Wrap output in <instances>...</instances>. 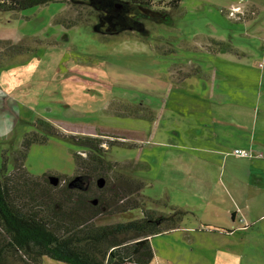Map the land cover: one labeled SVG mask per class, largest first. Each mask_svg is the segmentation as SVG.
Instances as JSON below:
<instances>
[{
	"label": "rangeland",
	"instance_id": "rangeland-1",
	"mask_svg": "<svg viewBox=\"0 0 264 264\" xmlns=\"http://www.w3.org/2000/svg\"><path fill=\"white\" fill-rule=\"evenodd\" d=\"M140 9L144 32L115 34L101 32L99 16L69 0L0 11V157L7 150L11 172L12 151L38 132L47 139L30 145L27 170L70 177L78 147L48 133L44 121L98 136L117 171L145 184L134 195L140 207L106 211L99 224L159 216L168 201L194 215L182 223L190 228L151 238L159 264H264V0H181L176 7L153 0ZM87 18L90 25L64 23ZM9 40L30 49L2 53ZM220 41L232 55L206 53ZM226 83L245 89L213 93ZM195 88H209L204 97L223 102L222 111L207 107L199 116ZM233 127L243 138L256 136L246 148L252 156L242 158L259 182L232 170ZM42 264L69 263L44 256Z\"/></svg>",
	"mask_w": 264,
	"mask_h": 264
},
{
	"label": "trees",
	"instance_id": "trees-1",
	"mask_svg": "<svg viewBox=\"0 0 264 264\" xmlns=\"http://www.w3.org/2000/svg\"><path fill=\"white\" fill-rule=\"evenodd\" d=\"M67 1L0 0V11L18 12ZM69 1L85 4L89 16L97 15L101 6L113 3L112 0ZM133 1L148 6L153 0ZM171 5L176 7L179 4L172 1ZM64 23L67 27L90 25L88 18ZM1 43L5 54L13 55L30 49L25 42L9 40ZM222 44L223 41L218 42L214 53L223 51ZM125 109L129 110L126 106ZM44 122L48 133L62 136L77 145L75 173L70 177L56 173L30 174L25 166L28 149L33 142L47 139L38 132L27 133L20 147L12 151L11 172L8 171L7 150L2 152L0 264H42L44 256L69 264H154L151 237L179 228L194 213L166 201L169 211L159 216L146 212L139 218L99 224L97 219L106 211L123 212L140 207L134 195L143 191V180L134 178L135 184L132 178L118 172L117 162L106 157L107 149L98 136L66 133L54 124ZM146 168L150 166L146 164ZM51 177H57V184L52 183ZM100 178H104L103 185L99 183Z\"/></svg>",
	"mask_w": 264,
	"mask_h": 264
},
{
	"label": "crops",
	"instance_id": "crops-1",
	"mask_svg": "<svg viewBox=\"0 0 264 264\" xmlns=\"http://www.w3.org/2000/svg\"><path fill=\"white\" fill-rule=\"evenodd\" d=\"M202 52V51H201ZM204 52V51H203ZM207 54H210V55H218V54H227V55H224L225 57L226 56H228V55H232L231 53H227V52H223V51H221V52H217V53H212V52H206ZM225 85H227V83L226 84H224V85H221V84H219V87L218 88H212V90H213V93H214V91L215 90H218L219 92H221V93H229V92H236V91H239V92H241V91H243L245 88H227V87H225ZM208 89L209 88H201V92H198L197 90H200V89H197V88H195V98H196V103H195V105H194V109L195 110H198V112H200V113H198L199 114V116H200V114H209V112H207V107H209L210 108V110H214L215 111V113H217V111L218 110H221L222 111V109L223 108H221V106H222V104H223V102H218V101H215L214 99H212V98H209L208 96H205L204 97V95H206L205 94V92L206 91H208ZM203 90H205V91H203ZM243 97V96H242ZM221 108V109H220ZM202 110V111H201ZM238 110L239 111H242V109L241 108H238ZM260 111V110H259ZM219 112V111H218ZM220 113V112H219ZM240 125H243L242 123L241 124H239V126ZM263 125H264V120H263ZM255 128H257V124H256V127ZM233 130H234V132L236 133V136H237V141H235V143H234V145H233V148H253L254 147V143H255V137L256 136H254V138H252V140H250L251 138H243V136L244 135H242L243 133H244V130L242 129V128H235V127H233ZM254 130V129H253ZM263 131H264V129H262ZM255 131H256V129H255ZM198 132H201V128L200 129H198ZM255 134H256V132H255ZM241 138V139H240ZM243 138V139H242ZM221 152V154H223V155H227L228 154V152H231V151H228V150H222V151H220ZM230 156H234L233 154H232V152H231V154H229V155H227V159L230 157ZM185 158H187V159H189L190 158V154H186L185 156H184ZM225 156H222V158H224ZM234 157H236L237 159L234 161V163H235V167H233V171H235V172H238L239 174H244L247 178H248V181L249 182H259L260 180H259V178H258V176L257 175H254L253 173H252V170H251V168H250V164L248 163V162H246V161H248V160H245L244 158H242V157H238V156H234ZM248 169V170H247ZM251 174H253V175H251ZM256 174V173H255ZM261 179H263V181H261L262 183H264V177L263 178H261ZM234 214V215H233ZM232 221H233V223H234V221L236 220V219H238V216H237V211H235V210H233V213H232ZM183 223H185V221L183 222ZM187 228H190V226H180L179 228H176V229H174V230H172V231H169V232H164V233H170V232H173V231H175V230H185V229H187ZM227 232H231V231H227ZM163 234V233H162ZM157 235V234H156ZM153 237V236H152ZM151 237V238H152ZM155 263H158L159 264V262L156 260V258H155V256H154V264Z\"/></svg>",
	"mask_w": 264,
	"mask_h": 264
},
{
	"label": "flooded vegetation",
	"instance_id": "flooded-vegetation-1",
	"mask_svg": "<svg viewBox=\"0 0 264 264\" xmlns=\"http://www.w3.org/2000/svg\"><path fill=\"white\" fill-rule=\"evenodd\" d=\"M119 1L121 0H112L113 3L111 6L105 5L100 7V11L97 14L101 22L100 31L104 34H115L124 29H136L144 32L142 21L137 17L143 16L140 8L145 6L139 5L133 0H126L128 7L121 11L119 8L117 9ZM168 1H175L178 4L181 2V0Z\"/></svg>",
	"mask_w": 264,
	"mask_h": 264
},
{
	"label": "built area",
	"instance_id": "built-area-1",
	"mask_svg": "<svg viewBox=\"0 0 264 264\" xmlns=\"http://www.w3.org/2000/svg\"><path fill=\"white\" fill-rule=\"evenodd\" d=\"M232 154L238 156V157H250L252 156V152L249 149L246 148H234L232 151ZM158 264V263H155Z\"/></svg>",
	"mask_w": 264,
	"mask_h": 264
},
{
	"label": "water",
	"instance_id": "water-1",
	"mask_svg": "<svg viewBox=\"0 0 264 264\" xmlns=\"http://www.w3.org/2000/svg\"><path fill=\"white\" fill-rule=\"evenodd\" d=\"M95 28H98V27H95ZM99 29H100V28H99ZM51 181H52L53 184H57L58 179H57V177H51ZM99 183H100V185H103V183H104V178H100V179H99Z\"/></svg>",
	"mask_w": 264,
	"mask_h": 264
}]
</instances>
